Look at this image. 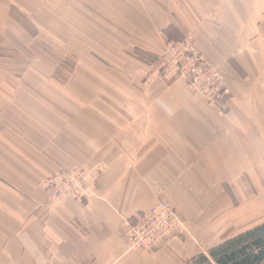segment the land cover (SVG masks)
<instances>
[{
	"label": "crops",
	"instance_id": "obj_1",
	"mask_svg": "<svg viewBox=\"0 0 264 264\" xmlns=\"http://www.w3.org/2000/svg\"><path fill=\"white\" fill-rule=\"evenodd\" d=\"M66 20L76 91L44 62L15 73L16 45ZM188 37L230 87L224 116L182 80H148L166 42ZM97 165L88 201L41 187ZM158 200L182 231L159 251L126 252L123 224ZM262 223L264 0H0V264H193Z\"/></svg>",
	"mask_w": 264,
	"mask_h": 264
},
{
	"label": "built area",
	"instance_id": "obj_2",
	"mask_svg": "<svg viewBox=\"0 0 264 264\" xmlns=\"http://www.w3.org/2000/svg\"><path fill=\"white\" fill-rule=\"evenodd\" d=\"M148 80H158L164 85L182 80L218 116L228 112L231 90L226 79L194 48L190 37L166 42ZM102 173V165L59 170L43 180L41 187L52 201H88L93 197L94 187ZM123 225L127 237L126 252L159 251L182 231L177 212L164 200H158L149 212L141 214L134 222Z\"/></svg>",
	"mask_w": 264,
	"mask_h": 264
},
{
	"label": "rangeland",
	"instance_id": "obj_3",
	"mask_svg": "<svg viewBox=\"0 0 264 264\" xmlns=\"http://www.w3.org/2000/svg\"><path fill=\"white\" fill-rule=\"evenodd\" d=\"M43 24L49 27V37L45 31H42L43 35L34 39L31 44L29 43L26 50L21 45L22 43L19 48L16 45V50H19L20 54H18L17 60L12 62L14 67L17 64V67L14 68L15 73L23 72L24 67L29 66L33 61L44 62L47 63L46 70L50 74L48 77L59 84H64L66 92H74L76 91L74 83L76 75V21H49L43 22ZM58 33L65 34L68 42L60 41L58 43ZM62 48L65 50L61 51ZM68 49L74 52L66 51ZM36 68L40 69V67Z\"/></svg>",
	"mask_w": 264,
	"mask_h": 264
},
{
	"label": "trees",
	"instance_id": "obj_4",
	"mask_svg": "<svg viewBox=\"0 0 264 264\" xmlns=\"http://www.w3.org/2000/svg\"><path fill=\"white\" fill-rule=\"evenodd\" d=\"M193 264H264V223L225 240L208 255L199 254Z\"/></svg>",
	"mask_w": 264,
	"mask_h": 264
}]
</instances>
